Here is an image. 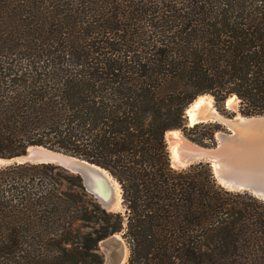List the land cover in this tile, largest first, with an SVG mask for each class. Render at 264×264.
<instances>
[{"label":"trees","instance_id":"16d2710c","mask_svg":"<svg viewBox=\"0 0 264 264\" xmlns=\"http://www.w3.org/2000/svg\"><path fill=\"white\" fill-rule=\"evenodd\" d=\"M201 94L264 114V0H0V158L30 146L107 169L125 214L55 163L0 167V264H264V201L212 166L171 164L166 134L213 146L219 122L186 125Z\"/></svg>","mask_w":264,"mask_h":264},{"label":"water","instance_id":"95a60500","mask_svg":"<svg viewBox=\"0 0 264 264\" xmlns=\"http://www.w3.org/2000/svg\"><path fill=\"white\" fill-rule=\"evenodd\" d=\"M198 97L185 110L188 127L207 120H197L194 124L191 122L189 109ZM227 99L224 101L226 108L229 107ZM239 106L240 100L237 108ZM237 115L217 118V122L222 124V129L216 134L215 145L205 146L191 140L197 148L189 156L188 163L183 167L179 166L173 162L171 157V164L176 169H183L193 163L207 161L211 164L220 186L229 191L248 192L264 201V114L245 116L240 113L239 117ZM13 163H55L63 166L81 176L86 190L94 195L105 209L117 208L114 185L100 170L107 171L113 179L115 178L100 165L45 146H30L21 156L0 158V167ZM101 241L109 252L108 255L104 249L107 253L105 264H120L122 259L120 255L125 251L122 238L114 233Z\"/></svg>","mask_w":264,"mask_h":264},{"label":"bare ground","instance_id":"6f19581e","mask_svg":"<svg viewBox=\"0 0 264 264\" xmlns=\"http://www.w3.org/2000/svg\"><path fill=\"white\" fill-rule=\"evenodd\" d=\"M239 100L240 99L238 98L237 95H233L229 97L227 99L229 107H233L234 109H236ZM229 107L228 109H230ZM189 114L191 116L192 124H194L195 121L202 120V119H207L206 122H209V121L217 122V118L218 119L221 117L225 118L224 115H222L216 108L215 99L213 95L211 94H204L198 97V99L191 105L189 109ZM239 116H241L240 113H238L237 117ZM166 138L169 141V147L171 151L170 153H171L173 162H175V164L179 166L180 165L182 167L185 166L188 163L189 156L194 153V150L195 148H197V145L193 143L189 138H187L186 135H184L180 129H174L172 131H168L166 134ZM100 171L101 173L106 175L110 179V181H112V184L114 185V190H115L116 205L117 207H120L122 196H121L120 188L118 187L117 181L113 179L107 171L103 169ZM117 236L120 237L119 234H117ZM102 243L103 241L101 242V245ZM120 257L122 258L120 264H124L128 257L127 248L120 255Z\"/></svg>","mask_w":264,"mask_h":264},{"label":"rangeland","instance_id":"374dc122","mask_svg":"<svg viewBox=\"0 0 264 264\" xmlns=\"http://www.w3.org/2000/svg\"><path fill=\"white\" fill-rule=\"evenodd\" d=\"M215 106H216V108L218 109V111L222 114V115H224V116H228V117H232V116H235V115H237L238 113H241L240 111H239V107L238 108H236V109H234L233 107H229L230 109H228V108H226L225 107V105H224V107H223V104H220V106H218L216 103H215ZM183 132H184V130L183 129H181ZM184 134H185V132H184ZM186 135V134H185ZM186 137L187 138H189L187 135H186ZM190 140H192L191 138H189ZM168 141V140H167ZM193 141V140H192ZM168 146H169V141H168ZM118 187L120 188V193H121V196H122V189H121V186H120V184L118 183ZM108 211H113V212H121V213H123V214H125V206H124V204H123V200H122V197H121V205H120V207H117V208H115V209H113V210H109V209H107ZM117 234H119L120 235V237L122 238V242H123V244H124V246H125V249L127 248V250H128V257H127V259H126V261H125V263L124 264H127V262H128V260H129V256H130V252H131V249H130V243H129V241H128V239L127 238H125L124 236H123V234H124V232H119V233H116V235ZM102 242V241H101ZM100 246V245H99ZM102 246V245H101ZM100 246V251H101V253L104 255V264H105V262H106V257H107V253L104 251V249L106 250V248L104 247V246H102L101 247ZM108 255H109V253H108Z\"/></svg>","mask_w":264,"mask_h":264}]
</instances>
